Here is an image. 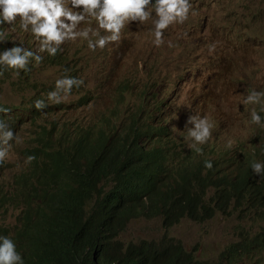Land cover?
<instances>
[{
	"label": "trees",
	"instance_id": "trees-1",
	"mask_svg": "<svg viewBox=\"0 0 264 264\" xmlns=\"http://www.w3.org/2000/svg\"><path fill=\"white\" fill-rule=\"evenodd\" d=\"M18 22L0 25L5 39L0 52L18 46L4 33L7 26L19 31ZM50 61L64 65L66 59L58 51ZM41 63H47L44 56ZM144 66L146 72L151 68ZM33 68L30 62L28 70L19 72L23 81ZM0 72V85L21 87L11 81L15 70ZM140 74L138 69L136 76ZM129 83L132 78L120 86L121 92ZM140 102L121 121L114 119L115 109L78 129L53 121L32 137L24 156L36 159L14 178L9 193L0 186V203L9 198L20 206L17 224L9 228L0 223V236L16 243L24 264H249L264 251V230L252 235L244 229L216 262L200 259L168 232L159 240H122L128 226L143 217L161 218L168 231L185 217L203 224L234 212L251 222L264 216V176L251 169L254 161L264 163L262 139L235 167L215 145L218 135L197 145L202 149L197 154L187 138L192 125L176 131L175 117L163 101L141 92ZM0 108L7 109L1 102ZM6 123L14 131L24 119L14 112ZM205 161L212 162V169L204 167Z\"/></svg>",
	"mask_w": 264,
	"mask_h": 264
},
{
	"label": "rangeland",
	"instance_id": "rangeland-1",
	"mask_svg": "<svg viewBox=\"0 0 264 264\" xmlns=\"http://www.w3.org/2000/svg\"><path fill=\"white\" fill-rule=\"evenodd\" d=\"M189 2L192 10L188 19L165 30V43L160 47L152 43L151 21L143 25L133 23L123 30L118 44L91 52L86 41H66L59 51L66 59L64 65H56L58 62L50 61L47 53H40L46 64L34 66L27 81H23L21 74L11 80L20 88L7 83L0 85V102L7 108L3 120L7 122L14 112L24 119V124L14 130L23 143L10 141L8 155L0 162V186L5 192L9 193L14 178L29 168L24 163V152L40 127L50 128L53 121L68 128L88 127L115 109L114 119L121 121L140 108L141 92L163 101L167 112L175 117L172 121L176 131L188 126L185 123L190 115L207 116L214 124L212 137L218 135L216 146L221 142L226 147L229 139L235 141L232 147L235 149L256 142L253 136L264 133V128L251 123L252 111L246 109L248 104L244 100L251 89L264 91V19L255 17L264 15V0ZM91 26L96 27L95 23ZM4 33L12 45L34 52L38 48L31 33L21 28L17 31L7 26ZM169 41L172 47L168 46ZM212 44L216 47L210 53ZM144 64L151 66L147 72ZM138 69L141 74L136 76ZM74 73H78L74 78L82 79L83 85L73 87L62 103L49 102L47 93L54 90L55 81L73 77ZM127 78H132V86L129 83L121 92L120 86ZM37 99L48 106L35 109ZM19 209V203L9 198L0 203V223L14 227ZM252 221L264 227V216ZM251 223L245 214L234 212L218 215L203 224L185 217L167 231L161 218L143 217L128 226L122 240L126 243L159 240L168 232L200 259L216 262L228 246L240 239L238 236L244 229L251 232ZM249 263L264 264V251L257 252Z\"/></svg>",
	"mask_w": 264,
	"mask_h": 264
},
{
	"label": "clouds",
	"instance_id": "clouds-1",
	"mask_svg": "<svg viewBox=\"0 0 264 264\" xmlns=\"http://www.w3.org/2000/svg\"><path fill=\"white\" fill-rule=\"evenodd\" d=\"M190 10L192 4L189 0H0V25H13L19 20L21 30L30 32L38 42L35 52L19 46L0 52V68L15 70L16 75H19L21 70H28L30 62H34V66L42 62L43 56L40 53L54 57L61 50L62 44L77 39L86 41L87 49L91 52L103 50L111 43L118 44L128 25H143L148 21L153 25L152 43L160 47L165 43L164 31L172 25L183 24ZM93 22L96 27L91 26ZM82 24L87 26L81 27ZM3 37V32H0V41H5ZM168 46H173L171 41ZM215 47V44L210 45L209 52L214 51ZM83 83L82 79L69 76L58 78L54 90L47 93V100L53 104L62 103L71 94L73 87L78 88ZM244 103L248 104L246 109L252 111L251 123L264 128L261 118L264 115V91L251 89ZM47 106L42 99H37L33 105L37 110ZM0 111L7 109L0 108ZM185 124L192 125L187 132V138L193 141L189 147L194 148L197 154H202V149L197 145H203L211 139L214 124L207 116L200 118L191 115ZM253 137L256 140L262 139L264 143V133ZM13 140L17 144L23 143L22 137L0 119V162L7 157L11 148L10 141ZM255 143L235 149L232 148L235 141L229 139L226 147L220 142L217 148L226 152L230 162L238 167L244 163L245 156L252 155ZM35 159L34 155H29L24 163L31 164ZM261 159L264 160V152ZM204 167L212 169V162L205 161ZM251 169L255 175L264 176V163L254 161ZM263 230L264 227L251 223L252 235ZM0 264H24L21 254L16 250V243L7 236H0Z\"/></svg>",
	"mask_w": 264,
	"mask_h": 264
}]
</instances>
